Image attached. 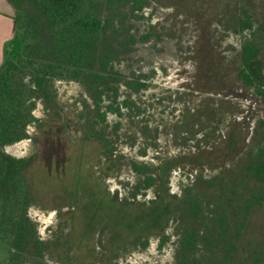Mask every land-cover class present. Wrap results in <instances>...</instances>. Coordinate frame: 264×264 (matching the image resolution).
<instances>
[{
    "label": "trees",
    "instance_id": "1",
    "mask_svg": "<svg viewBox=\"0 0 264 264\" xmlns=\"http://www.w3.org/2000/svg\"><path fill=\"white\" fill-rule=\"evenodd\" d=\"M20 2V16L14 19V36L0 66V246L8 252V264H48V260L72 264L66 260V253L73 249L81 254L74 255L73 264H115L117 253L123 248L119 245L122 233L128 234L133 247L145 249L152 236L158 238L162 247L170 240L165 235L166 228L175 219L182 230L176 264H197L194 253L202 234L207 249L219 247L220 240L225 243L223 259L209 264H264V249L242 239L251 209L264 205V163L250 166L253 177L258 178L253 179V185L259 192L247 198L245 206L237 207L234 213L237 212L238 218L235 216L233 222L232 215L225 213L218 219L204 218L205 202L208 208L217 205L225 209L217 203L221 191L214 180L195 181L183 198L171 195L162 183L155 199L150 203L140 202L137 197L151 188L156 179L149 176L146 166L134 162V171L146 179L133 187L131 198L120 200L118 196H110L85 163L95 157L97 150L106 161L118 158L116 142L103 124L108 122L109 114L121 116V109L130 107L131 100L118 103L121 90L113 85L121 82L123 76L114 70L113 64L129 54L138 41L127 20L140 19L137 12L146 8L148 0ZM151 35L148 31V35L139 38L148 40ZM150 78L139 75L127 82L125 88L133 93L143 92ZM55 82L78 83L94 103L93 119H87L89 129L74 140L65 135L69 119L58 109ZM106 101L109 105L103 110ZM39 102L47 116L45 123L33 115ZM83 104L88 109L85 100ZM79 118L87 116L82 113ZM32 125L42 135L35 138L41 148L28 158L18 159L8 154L6 146L31 139L28 128ZM44 129L47 134L46 131L41 134ZM44 158L53 161L43 163ZM42 164L43 171L55 176L43 180L58 181V190L53 192L57 204L54 196L40 190V179H35L37 167L41 168ZM162 164L176 167L180 158L165 159ZM107 174L112 176L113 172ZM66 175L70 179H63ZM62 200L65 206L58 207ZM51 203L59 210L60 218L70 222V232L65 237L43 239L29 211L41 204L47 208ZM232 225L235 232L230 230ZM97 235L105 238V244L99 242L100 250L94 242ZM100 254L103 258H98Z\"/></svg>",
    "mask_w": 264,
    "mask_h": 264
},
{
    "label": "rangeland",
    "instance_id": "2",
    "mask_svg": "<svg viewBox=\"0 0 264 264\" xmlns=\"http://www.w3.org/2000/svg\"><path fill=\"white\" fill-rule=\"evenodd\" d=\"M7 1L11 3L10 8L12 14L18 18L21 13L20 1L22 0ZM204 1H211L213 3L216 0ZM148 2V5L142 12H137V15L141 17L140 19L129 18L127 20L128 23L133 26L131 33L137 37L136 39L138 41L133 45L129 54H126L125 57H120L119 61L113 64L114 70L118 71L123 76L120 79L121 82H115L113 85V87H120L121 90L118 103L122 105V101L126 99L131 100L130 107L121 109V116L109 114L108 122L103 124L108 135L116 142L115 153L118 158H113L112 161H106L105 157L101 156V153L97 150L92 160L89 162L85 161L88 165L87 167L95 173L94 177L100 179L103 183V187L110 196H118L120 200L131 198L133 187H135L139 181H142L143 177L139 176L132 167L134 162L142 164L143 166H152L157 164L156 157H160V155L168 158L171 156H178L179 154L193 157L198 153L193 146L196 141H189L186 135V139H183L178 132L184 114L188 113V111L196 110V107L201 101L196 93L189 92L186 89V84L190 83V76L196 71L192 65V63L196 62L194 61L191 63L188 58L192 55V53L189 54L190 51L194 53L195 40L199 33V25L190 19L189 24H187L185 16L182 14L180 15L181 8H191L194 0H148ZM241 5L243 10V4ZM173 7L179 10L174 12ZM253 11L254 9L252 8V12ZM257 27L258 24L255 23L254 28L257 29ZM148 31L152 33L148 40L139 38L141 35H148ZM171 32L172 34H170ZM242 36L243 34L238 36L231 35L229 39H226L224 46L237 44L239 48L242 42ZM139 75L151 77L149 79L148 88L139 93L130 92L125 88L126 83L133 79H137ZM53 90L56 92V102L59 105L58 109L65 118L69 119L68 130L65 131V135H67L66 137L68 139L74 140L79 134L85 133L87 128L89 129L90 124L87 119L90 121L93 119L94 103L89 100L83 87L75 82H55ZM248 99H250V101L240 100L238 102L236 100V105L239 104L240 107H242L241 112L237 107L238 110L234 116H227L224 118L222 116L216 117L215 123L217 121L222 122L220 129L225 130L228 127V123H231L229 129L232 127H236L237 129L249 127L250 121L252 122V117L256 114H253L252 109L250 111L248 110L247 113H244L246 115L245 118V115L242 113L244 112L243 108L247 111L249 104L251 106H256L259 102L257 98L254 97L253 93L248 96ZM83 100L87 102L88 109L87 106L85 107L83 104ZM39 104L42 105L40 102ZM108 105V101L103 103V110ZM41 111L43 115L38 118L45 123V121H47V116L43 105ZM82 113L87 116V118L80 119L79 117ZM114 125H118V127H116L117 129L115 128L116 130H113ZM36 127L37 126L32 125L28 128L31 139H26L30 141V144L27 145L28 155L24 158L33 157L37 150L41 148L35 141L36 137L42 136L40 135V130ZM45 131L46 129H44L41 134H44ZM45 134H47V131ZM49 136L50 135H48V137ZM258 142L261 146V141L258 140ZM18 144L19 143L14 144L9 148L12 151H24L25 149L18 148ZM92 147L93 146H91V148ZM124 149H127V151L125 152ZM249 151L250 148L248 152ZM7 153L14 156L11 152ZM253 153L258 154V150L253 151ZM225 160L226 159L220 160L219 165H224ZM51 161L53 160H46L44 158L43 163L47 162L48 164ZM216 165L217 163H215L214 167H219ZM42 166L44 165L42 164L41 168L40 166L37 167L35 179H40L39 188L42 192L54 196L53 192L58 190V181L56 180L54 183L53 181L43 180L55 179V176H50V173L43 171ZM192 169L193 164H187L184 168L176 169L171 176L170 191L177 195L178 198H183L185 191L192 185L197 176L203 177L204 180L208 178H218L214 179L217 189L221 191V199L218 197L217 203L224 206L225 209H220L217 205H212L208 208V203L205 202L203 204L205 220H207V218L218 219L220 214L225 213L232 215L230 221L233 222L235 216L238 218L237 212L234 213L237 207L245 206L247 202L246 199L259 192L258 188L253 185L255 184L254 180L246 179L248 174L245 169L240 168L238 170L239 172L234 176V180L231 179V181L230 177H223L225 173H223L222 169L206 170L204 168L201 170L196 169V172H191ZM108 172H113V175L108 176ZM63 179L70 178L66 175ZM244 179H246V181H244ZM229 181L234 182L232 185H229ZM110 182H114V184ZM114 186L115 191H110ZM173 186L177 189L175 192H173ZM143 192L145 191L143 190ZM233 192L234 194H232ZM154 193L155 191L151 188L147 190L146 194L139 196L137 201H146L150 203L155 196ZM55 197L56 196H54V199H51L57 204ZM65 203L64 200L60 201L58 207L65 206ZM46 207L47 208L41 204V206H34L31 208L33 213L31 218L37 224L38 229L45 227L41 222V216L47 219L51 211L55 210L57 213L54 224L45 227L44 236L42 238L50 239L55 236L65 237L70 232L68 231L70 222L60 218L59 210L53 208L52 203L50 206ZM251 210L245 226V236L242 237V239L247 241L251 246L257 245L263 250L264 205L263 207L256 205ZM63 211H66V209ZM176 216L179 215L177 214ZM179 224L180 222H177L176 219L169 223L165 235L170 236V240L162 247H159V240L154 236L150 237L149 244L145 249L133 247L131 239L128 238V234L122 233L123 240L119 245L123 248L117 253L115 264H128L129 259L135 260L136 257H146V259L138 261V264H176L175 255L182 233V230H179ZM232 224L234 225V223ZM233 225L230 230L234 229ZM61 229L63 231H61ZM233 232L235 231L233 230ZM201 238L202 241L199 243L194 253L197 257V264H209V262L223 259L222 248L225 246V243L222 241L224 240H220L218 243L219 247L207 249L203 240L205 234H202ZM125 239L127 240L126 242ZM94 242L97 244H99V242L105 244V238H101V235H97ZM125 247H128L127 250H124ZM98 250H100V244ZM66 254L68 256L66 260H69L68 262L72 264L75 262L74 255H81L74 249L68 251ZM168 254H170L171 259H164ZM98 258L103 257L100 254ZM8 259L9 256L6 248L0 246V264H8ZM48 261V264H61L53 260Z\"/></svg>",
    "mask_w": 264,
    "mask_h": 264
},
{
    "label": "flooded vegetation",
    "instance_id": "3",
    "mask_svg": "<svg viewBox=\"0 0 264 264\" xmlns=\"http://www.w3.org/2000/svg\"><path fill=\"white\" fill-rule=\"evenodd\" d=\"M173 8L174 12L179 10ZM181 14L185 16L187 24L193 20L199 25L194 53L190 51L192 55L188 58L191 63L196 62L192 63L196 71L190 76L186 89L196 93L201 101L196 110L184 114L178 132L183 139H186V135L189 141H196L193 146L198 153L193 157L179 154L168 158L160 155L156 157V166H144L149 176L156 179L151 187L155 191L153 199L162 183L171 192V176L176 169L184 168L187 164H193L191 172L204 168L222 169L225 173L223 177H230L231 181L240 168L247 171L246 179H258L253 177L254 171L250 166L264 163V0H216L213 3L194 0L191 8H181ZM255 23L258 24L257 29L254 28ZM241 34L239 48L237 44L224 46L231 35ZM251 93L257 98L259 106L249 104L247 111L243 108L242 113L252 109L256 114L252 117L253 123L250 121L248 128L240 129H229L231 123H228L225 130L220 129L222 122L215 123L216 117L234 116L238 108L241 112L242 106L236 105V100L250 101L248 96ZM255 150H258V154L253 153ZM173 157H179L180 164L176 167L166 164V168L163 160ZM223 159L226 160L221 166L219 161ZM215 163L219 167H214ZM141 177L146 179L145 176ZM196 179L204 178L197 176ZM146 193L147 190L139 196Z\"/></svg>",
    "mask_w": 264,
    "mask_h": 264
},
{
    "label": "crops",
    "instance_id": "4",
    "mask_svg": "<svg viewBox=\"0 0 264 264\" xmlns=\"http://www.w3.org/2000/svg\"><path fill=\"white\" fill-rule=\"evenodd\" d=\"M8 4V5H7ZM11 3L0 0V66L4 61L7 46L15 32V15L11 12Z\"/></svg>",
    "mask_w": 264,
    "mask_h": 264
},
{
    "label": "clouds",
    "instance_id": "5",
    "mask_svg": "<svg viewBox=\"0 0 264 264\" xmlns=\"http://www.w3.org/2000/svg\"><path fill=\"white\" fill-rule=\"evenodd\" d=\"M155 22V21H153ZM41 108H42V105H40L39 103L37 104V109L33 111V115L34 116H37V117H40L43 115L42 111H41ZM30 144V141H21L19 142L18 144V148H23L25 149L24 151H20V150H16V151H12L8 146L5 147V151L6 152H11V154H13L14 156H16V158H24L25 156L28 155V152H27V145ZM124 151L126 152L127 149H124ZM175 175V174H174ZM110 183H113L114 182H110ZM177 189L175 188V186H173V192H175ZM110 191H115V186L113 188L110 189ZM33 213H32V210L30 209V216H32ZM57 213L55 210L51 211L48 216H47V219H44L43 216H41V222L42 224L47 227V226H50V225H53L54 222H55V217H56ZM45 227H41L38 229V232L40 233L41 237L44 236V231H45ZM143 259H146V257H136L135 260H132V259H129V262L128 264H138V261L140 260H143ZM164 259H171V256L170 254L166 255L164 257Z\"/></svg>",
    "mask_w": 264,
    "mask_h": 264
}]
</instances>
